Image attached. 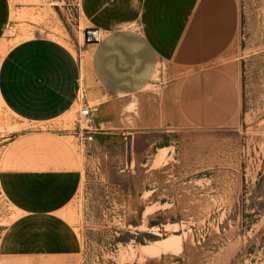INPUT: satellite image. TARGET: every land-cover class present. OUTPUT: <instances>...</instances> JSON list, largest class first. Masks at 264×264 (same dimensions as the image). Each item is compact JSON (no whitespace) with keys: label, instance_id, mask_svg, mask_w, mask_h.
Masks as SVG:
<instances>
[{"label":"crops","instance_id":"crops-1","mask_svg":"<svg viewBox=\"0 0 264 264\" xmlns=\"http://www.w3.org/2000/svg\"><path fill=\"white\" fill-rule=\"evenodd\" d=\"M80 1V19L101 35L84 62L46 37L0 60V109L34 125L0 153V192L14 211L0 264H80L81 241L63 214L81 187V162L68 133L49 127L77 110L82 88L104 137L218 127L236 114V0ZM9 18L0 0V39Z\"/></svg>","mask_w":264,"mask_h":264},{"label":"rangeland","instance_id":"rangeland-1","mask_svg":"<svg viewBox=\"0 0 264 264\" xmlns=\"http://www.w3.org/2000/svg\"><path fill=\"white\" fill-rule=\"evenodd\" d=\"M236 1L231 61L238 104L231 121L126 140L94 131L83 144L78 108L50 124L68 133L81 162V187L63 214L81 241L80 264H264V0ZM9 3L0 60L35 37L63 44L82 62L88 58L93 44L84 35L91 28L80 19V0L78 10L74 0ZM31 127L1 108L0 153ZM13 219L0 192V234ZM172 235L180 238V252L155 251L153 242Z\"/></svg>","mask_w":264,"mask_h":264},{"label":"built area","instance_id":"built-area-1","mask_svg":"<svg viewBox=\"0 0 264 264\" xmlns=\"http://www.w3.org/2000/svg\"><path fill=\"white\" fill-rule=\"evenodd\" d=\"M74 5L75 7L79 8V0H74ZM91 32V37L94 38V41L89 38L87 33ZM94 33H99L98 30L96 29H89L85 31V41L87 43L95 44L98 43L100 39L96 38ZM87 34V36H86ZM99 36L101 37L100 33ZM76 117H77V124H78V136L80 138V142L83 144L85 141H90L92 140L93 137V132L96 131L93 128V116H92V110L90 106L86 103L83 102V99L80 100L79 105H78V110L76 112Z\"/></svg>","mask_w":264,"mask_h":264},{"label":"bare ground","instance_id":"bare-ground-1","mask_svg":"<svg viewBox=\"0 0 264 264\" xmlns=\"http://www.w3.org/2000/svg\"><path fill=\"white\" fill-rule=\"evenodd\" d=\"M87 34H88V36H90L89 38H91V40L94 41V38L91 37V32H89ZM87 34H86V36H87ZM94 35L96 38L100 39L99 33H94ZM160 158H161V156L158 158L157 161H159ZM152 244L157 246V249H155V251H158L160 249L163 253H167V252L168 253H170V252L178 253L181 250L180 238L178 236H175V235H172L171 237H169L168 239L163 240V241H155ZM142 249L144 251L148 252L152 248L150 246L149 247L148 246H142Z\"/></svg>","mask_w":264,"mask_h":264}]
</instances>
